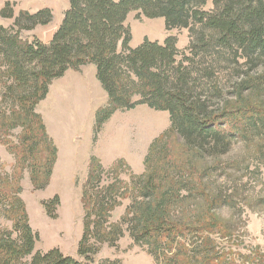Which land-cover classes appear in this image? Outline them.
<instances>
[{
	"label": "trees",
	"instance_id": "16d2710c",
	"mask_svg": "<svg viewBox=\"0 0 264 264\" xmlns=\"http://www.w3.org/2000/svg\"><path fill=\"white\" fill-rule=\"evenodd\" d=\"M67 1L68 8L47 43L22 40L18 31L48 25L52 20L48 8L33 14L20 12L16 17L12 10L1 12L2 17H14L17 27L11 34L0 26V55L7 61L5 73L12 81L5 88L18 107L8 118L11 127H23L20 143L11 144L13 153L18 160L31 161L32 182L44 187L56 149L35 106L45 98L52 80L68 70L94 65L95 77L107 95L105 106L95 113V134L116 111L138 105L167 112L170 127L152 142L144 172L133 176L130 183L117 176L101 183L103 169L95 158L90 159L82 186L84 215L77 253L89 259L98 250L95 244L117 240L126 224L133 241L146 245L159 264H179L180 255L186 260L180 264H196L199 257L189 258L196 250L197 256L204 255L203 264H218L217 244L201 236L207 229L216 233L214 216H208L213 225H190L178 216L189 208L188 200L199 190L193 179L195 170L184 171L170 163L159 167L154 158L160 146L168 152L165 141L169 133L177 135L193 155L212 157L226 154L235 141L247 140L249 135L264 137V100H256L264 80H248L245 72L241 80L221 84L215 75L222 63L234 68L264 64V0ZM133 11L149 19L162 18L166 30L187 29L190 56L177 60L179 50L172 36L161 43L143 38L131 47L125 21ZM45 153L48 157L42 164L38 159ZM43 168L46 179L39 185L36 178ZM18 180L15 188H0V203H6L12 214V229H0V264H82L57 248L35 251L37 234L28 224ZM126 197L131 204L122 223L109 222L111 212ZM57 203L55 195L42 204L49 214Z\"/></svg>",
	"mask_w": 264,
	"mask_h": 264
},
{
	"label": "rangeland",
	"instance_id": "374dc122",
	"mask_svg": "<svg viewBox=\"0 0 264 264\" xmlns=\"http://www.w3.org/2000/svg\"><path fill=\"white\" fill-rule=\"evenodd\" d=\"M6 3L9 7H5ZM68 5L67 0H0V26L10 30L11 34L17 30L14 17H2V11L12 10L16 17L20 12L33 14L48 8L52 13L48 25L18 31L22 40L32 42L38 39L47 43L46 34L57 29ZM25 22L21 18V24ZM125 25L131 33V47L139 45L143 38L161 43L172 36L176 38L179 50L177 60L184 55L190 56L186 51L189 42L187 29L166 30L162 18L149 19L137 11L128 14ZM6 64L0 55V188H15V180L19 179L18 195L24 204L28 224L37 234L35 251L57 248L63 255L71 256L82 264L106 261L159 264L146 245L133 241L126 224L122 225L123 233L117 240L95 244L98 250L89 259L80 256L77 248L84 215L82 186L87 178L90 159L95 158L103 169L101 183L105 184L115 176L130 183L133 176L144 172V160L152 142L168 131V113L155 111L146 105L119 110L95 134V113L105 106L107 95L95 77L92 64L76 71L68 70L62 77L52 80L45 98L35 106L46 135L56 149L47 184L42 188L35 187L31 178L34 171L31 161L18 160L11 147V144L20 143L23 127H11L13 122L8 118L18 107L5 88L12 82L5 73ZM245 72L249 74L248 80H264V64L234 68L222 63L215 75L221 84H231L244 78ZM227 93L228 86L225 89ZM256 100H264L263 88L256 91ZM165 142L168 152L161 150L160 146L154 164L162 167L170 163L175 168L182 166L184 171L187 168L190 171L192 167L195 170L193 179L199 183L196 197L188 200L189 208L178 216L190 225L207 222L213 225L208 216H214L216 233L207 229L201 236L217 244L218 264H264V137L254 134L247 136V140L235 141L230 150L219 157L193 155L175 134H167ZM46 156V153L41 154L38 160L43 164ZM117 164L120 165L117 167ZM45 174L46 169L43 168L36 178L39 185L46 179ZM55 195L58 203L47 214L42 203ZM130 204L129 197L121 199L120 205L111 212L109 222L122 223ZM8 210L6 203H0V229H12V214ZM195 252L191 251L189 258L199 257L196 264H203L204 255L197 256L198 250ZM178 260L179 264L186 261L181 255Z\"/></svg>",
	"mask_w": 264,
	"mask_h": 264
},
{
	"label": "water",
	"instance_id": "95a60500",
	"mask_svg": "<svg viewBox=\"0 0 264 264\" xmlns=\"http://www.w3.org/2000/svg\"><path fill=\"white\" fill-rule=\"evenodd\" d=\"M45 38H46V39H45L46 42L50 41L51 38H52V34H51V32H50V33H47Z\"/></svg>",
	"mask_w": 264,
	"mask_h": 264
},
{
	"label": "crops",
	"instance_id": "0c3cea01",
	"mask_svg": "<svg viewBox=\"0 0 264 264\" xmlns=\"http://www.w3.org/2000/svg\"><path fill=\"white\" fill-rule=\"evenodd\" d=\"M54 32V31H53ZM53 34V33H52ZM94 66V65H93ZM94 70H95V66H94ZM95 73H96V70H95Z\"/></svg>",
	"mask_w": 264,
	"mask_h": 264
}]
</instances>
